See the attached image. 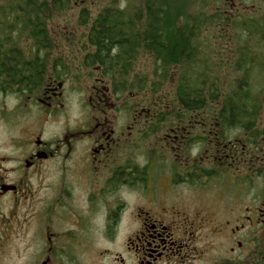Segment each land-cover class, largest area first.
Returning a JSON list of instances; mask_svg holds the SVG:
<instances>
[{
	"label": "flooded vegetation",
	"instance_id": "1",
	"mask_svg": "<svg viewBox=\"0 0 264 264\" xmlns=\"http://www.w3.org/2000/svg\"><path fill=\"white\" fill-rule=\"evenodd\" d=\"M41 1L73 19L63 36H14L4 45L50 64L22 92L0 90V122L18 129L0 138V264H264V132L226 141L217 131L205 148L206 129L220 125L194 117L163 137V118L127 97L123 81L116 86L99 64L76 71L86 93L68 115L73 78L60 60L97 57L93 27L106 11H131L110 4L119 0ZM217 1L223 17L264 12V2L249 10L248 0ZM148 139L154 152L161 148L158 160L142 153ZM165 159L171 196L154 183ZM229 173L233 180L219 179ZM184 187L200 195L179 194Z\"/></svg>",
	"mask_w": 264,
	"mask_h": 264
},
{
	"label": "trees",
	"instance_id": "2",
	"mask_svg": "<svg viewBox=\"0 0 264 264\" xmlns=\"http://www.w3.org/2000/svg\"><path fill=\"white\" fill-rule=\"evenodd\" d=\"M176 2L145 0V8L131 14L106 11L99 20L103 23L91 32L100 38L95 43L100 54L92 60L106 69V76L116 86L123 81L127 97L138 96L141 107L147 104L146 109H151L150 115L163 118L159 121L163 128L158 131L203 117L206 125H220L219 130L206 129L205 148L217 140V131L226 141L237 139L235 132L255 140L264 132L258 119L264 112V13L255 20L242 13L223 17L217 0L209 5L205 0L197 11L184 14L183 3ZM41 4V0H9L0 6L3 92H22L23 85L40 82L42 70L49 67L48 57L14 55L4 48L14 36L51 35L46 21L56 12ZM177 15L183 18L181 25L176 23ZM214 33L222 36L230 50L229 74L223 73L219 44H211ZM138 55L148 56L151 64H145L146 71L137 80L132 71ZM166 86L171 91H165ZM205 173L207 180L212 179L215 170L206 168Z\"/></svg>",
	"mask_w": 264,
	"mask_h": 264
},
{
	"label": "rangeland",
	"instance_id": "3",
	"mask_svg": "<svg viewBox=\"0 0 264 264\" xmlns=\"http://www.w3.org/2000/svg\"><path fill=\"white\" fill-rule=\"evenodd\" d=\"M8 1L9 0H0V6L6 5V3H8ZM176 1L178 3H183V5H181L183 7L182 12H184V14H185V13H190L192 11H195L197 9V6L202 1H205V0H176ZM212 1L213 0H207L208 5L212 4ZM248 1H249L248 2L249 7H250V8H248L249 10H251L252 4H257L258 6H262V4L264 2V0H248ZM104 3L105 2H102L101 5H103ZM110 4H116V5L121 4V5H125V6L129 5V11H131V12H129L130 14L134 11L135 8H136V10H135L136 12L138 11V9L143 10L145 8V0H119L116 3L111 2ZM259 10L261 12H259L257 10L256 13L253 15L254 20L260 19V16L264 13L262 10V7H260ZM243 11H240V12H243ZM238 14L239 13H237L236 15H238ZM70 15H71V12H67L65 14L64 13H56L53 15V17L48 18L46 23H47L48 30L50 31V34L51 35H61V31H63L62 36L65 35L66 33L64 30V27L68 25L67 24V23H69L68 20L73 19ZM94 17H95V12H93L92 18H94ZM182 19L183 18H181V16L179 17V15H177L176 23L179 22V24L181 25ZM78 29L81 30L80 28H78ZM218 34L221 35V33H218ZM69 35H70V33H69ZM76 35H78V34H76ZM221 37L220 36L218 37L217 33H214L213 36H210V40H212L211 44H213V43L219 44V48H221V50H222L223 73L229 74L230 67H226V65L229 63L227 58H228V56H230V50L225 47L226 42H224V41L222 42ZM221 42L225 43L224 47L221 46ZM60 62L63 64L64 67H66L70 70L71 77L73 78V80L71 82H69L68 85H69V87H71L74 90V92L67 94L66 110L64 111L68 115L73 116L74 114L78 113V110L80 108L77 100L80 98V96L82 94L86 93L84 78L82 75L81 76L77 75L76 71L80 68H87L88 70L93 69V67L95 65H97V63H95L92 60V58L84 59L83 57H79L78 59H72V58L67 59V58H65V59H61ZM146 63L150 67L151 60L149 59V57L148 56L142 57L141 55H138V60L136 62V66L133 69L134 71H132L133 73H135L133 75H136L135 79H137V80L142 79L143 73L146 71V66H145ZM91 77H92V73H91ZM78 78H80V79H78ZM170 89H171V87H168V86L165 87V91H171ZM128 93H130V92H127V94ZM142 98H144V97L142 96ZM13 102H14V100L12 98H8L7 107H11L13 105ZM146 108H149L148 105L142 104V109H146ZM261 119H262L261 121L264 122V112L261 116ZM260 128H261V126H260ZM17 131H18V129H15V128L12 131L9 130L7 124H5L3 121L0 122V138L8 137L7 135L9 134V132H12V134H15ZM235 134L238 136L237 137L238 139L243 140L242 134H239L238 132H235ZM163 135H164V131L161 133V136H163ZM147 141H148L147 144L142 146V153L146 154V156H148L149 158L156 156V158L158 160V158L161 157L159 155V153H162V151H160L161 148L159 147L158 150L156 152H154L153 151L154 146L150 144V142H151L150 139H148ZM195 148L197 149V146H195ZM192 154L194 157H198L196 150ZM164 161H167V159L163 160V162H158V164H160L161 166L157 167V170H156L157 172L155 173L156 177H155L154 183L158 186L159 195H170L171 196V195H173L174 190L171 189L170 175L168 172L169 168H168V165H166L167 163ZM226 176L227 175L225 174L224 177H219V179H221V180H233L232 179V173H229V177H227L229 179H226ZM212 180H215V179L212 178ZM216 189L217 188L214 187V184H212L211 187H209L207 190L208 191L210 190L211 195H212ZM176 191H178V190H176ZM179 194H181L183 196H195V197L200 195L198 189L192 188V187H189V188L184 187L181 189L179 188Z\"/></svg>",
	"mask_w": 264,
	"mask_h": 264
}]
</instances>
